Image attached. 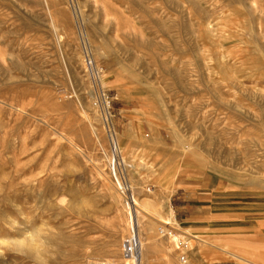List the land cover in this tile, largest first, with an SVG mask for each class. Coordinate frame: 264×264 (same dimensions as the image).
<instances>
[{
    "label": "rangeland",
    "instance_id": "1",
    "mask_svg": "<svg viewBox=\"0 0 264 264\" xmlns=\"http://www.w3.org/2000/svg\"><path fill=\"white\" fill-rule=\"evenodd\" d=\"M103 108L144 264H183L196 186L264 201V0H0V264H131Z\"/></svg>",
    "mask_w": 264,
    "mask_h": 264
},
{
    "label": "crops",
    "instance_id": "2",
    "mask_svg": "<svg viewBox=\"0 0 264 264\" xmlns=\"http://www.w3.org/2000/svg\"><path fill=\"white\" fill-rule=\"evenodd\" d=\"M208 180L179 206L191 239L185 264H264V201Z\"/></svg>",
    "mask_w": 264,
    "mask_h": 264
},
{
    "label": "built area",
    "instance_id": "3",
    "mask_svg": "<svg viewBox=\"0 0 264 264\" xmlns=\"http://www.w3.org/2000/svg\"><path fill=\"white\" fill-rule=\"evenodd\" d=\"M85 47V58L84 62L86 66L89 69V74L92 76L93 81L96 86L99 84V74L96 65L94 64V60L89 53L86 46ZM99 98H105L104 94L99 95ZM107 104V103H106ZM103 116L104 121L106 125V129L108 131V134L111 138L112 142V161L110 166V173L113 176V179L117 183V186L124 197V200L126 202V206L129 210V233L127 236L122 240V254L124 258L126 259H132V258H138L141 250V237H140V230H139V224L137 220V214H136V200H135V193L133 191V188L130 184L129 179L127 178V169L128 165L126 161L121 156V151L119 148L118 141L116 140L115 133L113 129L110 126L109 123V116L108 111L106 112L103 108ZM165 228V227H164ZM164 228H160V231L163 234H167ZM172 232V229L170 230ZM169 234V233H168ZM191 247V242L186 240L179 239L176 244V248L179 249L182 253L180 254V261L185 264L188 260L187 251Z\"/></svg>",
    "mask_w": 264,
    "mask_h": 264
},
{
    "label": "bare ground",
    "instance_id": "4",
    "mask_svg": "<svg viewBox=\"0 0 264 264\" xmlns=\"http://www.w3.org/2000/svg\"><path fill=\"white\" fill-rule=\"evenodd\" d=\"M136 202H137V199H136ZM138 206V205H137ZM144 208V207H143ZM146 215V214H145ZM140 219V218H139ZM137 220H138V216H137ZM141 221V220H140ZM142 222V221H141ZM138 224H141V223H138ZM141 228V227H140ZM171 229H166V232L167 233H170ZM165 235V234H163ZM145 244H146V238H141V250H140V254L138 256V258H132L131 259V264H144L145 263V260H144V254H145Z\"/></svg>",
    "mask_w": 264,
    "mask_h": 264
}]
</instances>
